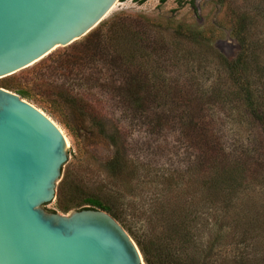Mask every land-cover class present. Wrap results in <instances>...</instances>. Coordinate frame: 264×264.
I'll return each mask as SVG.
<instances>
[{
    "label": "rangeland",
    "instance_id": "374dc122",
    "mask_svg": "<svg viewBox=\"0 0 264 264\" xmlns=\"http://www.w3.org/2000/svg\"><path fill=\"white\" fill-rule=\"evenodd\" d=\"M101 29L3 87L73 149L55 211L97 196L138 248L153 240L190 264H264V0H129ZM73 51L84 57L65 66ZM155 202L165 213L148 221ZM198 202L208 220L186 221L187 232L176 219Z\"/></svg>",
    "mask_w": 264,
    "mask_h": 264
},
{
    "label": "water",
    "instance_id": "95a60500",
    "mask_svg": "<svg viewBox=\"0 0 264 264\" xmlns=\"http://www.w3.org/2000/svg\"><path fill=\"white\" fill-rule=\"evenodd\" d=\"M128 1L0 0V264H147L108 212L55 211L73 149L48 115L3 88L88 42Z\"/></svg>",
    "mask_w": 264,
    "mask_h": 264
},
{
    "label": "trees",
    "instance_id": "16d2710c",
    "mask_svg": "<svg viewBox=\"0 0 264 264\" xmlns=\"http://www.w3.org/2000/svg\"><path fill=\"white\" fill-rule=\"evenodd\" d=\"M139 1L143 2L145 0H139ZM165 1L166 0H161V2H165ZM111 22L114 23L115 19H113ZM241 23H242V21L240 23H238L239 28L242 27V25H240ZM183 30H185L184 33H186V36H188V38L195 40V39H198L200 37L199 36L200 35L199 30L194 29L191 26L185 27ZM102 31L103 30L101 28L94 30L90 34V37L88 40L94 41V40L100 38V33H102ZM239 41H241V40H239ZM240 43L242 46V41ZM82 57H84V55L80 51H73L69 55H67L66 57L63 58L64 65L66 66L69 64H76L79 61H81ZM222 62L224 64H226L229 68L235 70V66H233L232 64L238 62V60L230 61L227 58H225L224 56H222ZM83 201H84L83 203L89 204V207H85V206L80 207V206H82V203H79V204H77V206L79 207L77 210H80L83 208H100V209L108 212L109 214H111L114 218H116L117 212L107 200H102V199L98 198L97 196L91 195V196H86ZM157 203L158 202H155L149 206L151 214L148 215V221L155 220L154 215L157 213H165L164 208L161 206L162 204L159 205ZM205 207L208 209V206L206 203L204 204V203L198 202V204H196V206H194V211H192V210H189L190 206H189V204H187L186 213H184L181 217L177 218L176 220H178V222L180 224H181V222L185 221V224H186L185 227L188 230L187 232H189L190 229H192V225L187 223L186 221H190V222H192L198 226L199 224H204L208 220V217L206 216L205 211H204ZM61 208L63 210L69 209L68 206H63ZM172 210H174V209H172ZM50 211H53V210H50ZM186 216H187L186 220L183 219V217H186ZM155 224H158V223L156 222ZM139 248H140L141 253L143 254V257L145 258V260H147L149 262H152L151 260L154 257H157V261L160 264H190L188 261L185 262L183 259L179 258L176 253H172L167 244L162 245L160 243H156L153 240H150V241H148V244L144 245L141 243ZM203 262H202V264H203Z\"/></svg>",
    "mask_w": 264,
    "mask_h": 264
}]
</instances>
